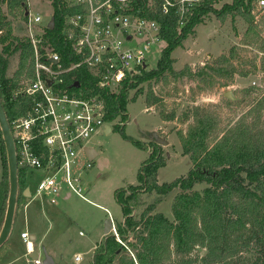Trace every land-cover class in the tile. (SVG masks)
I'll list each match as a JSON object with an SVG mask.
<instances>
[{
    "label": "trees",
    "instance_id": "trees-1",
    "mask_svg": "<svg viewBox=\"0 0 264 264\" xmlns=\"http://www.w3.org/2000/svg\"><path fill=\"white\" fill-rule=\"evenodd\" d=\"M59 1L54 0V28L47 30V38L57 51L67 56L69 51L62 45L60 36L66 11L57 8ZM253 1L234 0L231 5L215 9V1L208 0L181 30L177 29L173 17L154 15L161 23V36L165 42L157 70L144 72L141 77L123 83L119 94L102 93L105 119L111 122L120 118L121 124L114 128L119 129L123 138L135 147L148 151L149 156L137 171L138 186L129 185L114 191V200L124 216L122 224L116 226L119 241L115 235H107L97 247L92 264H264V94L254 98L250 108L226 129L220 127L217 115L207 108L192 107L185 117V120L190 117L191 122L186 132L179 134L182 154L188 157L191 168L185 176L169 183L159 184L157 180L158 170L165 166L160 145L155 141L145 144L124 135L122 125L129 117L127 92L144 81L164 74L175 80L187 79L202 84L199 89L204 91L215 86L227 87L235 76L247 77L256 69L254 62L252 70H244L241 66L243 61H238L240 58L237 54L241 49H254L262 54L260 61L264 70V12L253 13ZM5 3L10 10L26 8L25 0H0V7ZM208 14H215L222 20L226 16L241 17L247 29L240 45L232 47L227 55L219 56L212 64L195 70L184 66L182 70L175 71L171 53L181 47ZM259 14L262 15L256 20ZM23 17L26 18L25 15ZM1 31L0 102L9 121L3 97L17 85L31 56V47L12 36L10 23L5 22L0 8ZM15 54H18V69L13 77L7 78L8 57ZM65 60L67 63L66 57ZM257 90L249 87L243 89L242 93L245 97ZM145 101L147 107L157 103L151 91L146 94ZM226 103L231 105V100ZM161 119L172 121L174 116L161 115ZM0 156L1 231L9 196L8 166L2 137ZM202 184L206 186L201 191L197 190L196 186ZM17 186L16 205L24 187V176L20 170L17 172ZM141 193H155L160 197L175 193L171 204L173 221L161 213H153L157 201L136 219L133 205ZM195 249H204L206 253L193 256ZM251 251L256 254L254 259L246 256Z\"/></svg>",
    "mask_w": 264,
    "mask_h": 264
},
{
    "label": "built area",
    "instance_id": "built-area-1",
    "mask_svg": "<svg viewBox=\"0 0 264 264\" xmlns=\"http://www.w3.org/2000/svg\"><path fill=\"white\" fill-rule=\"evenodd\" d=\"M29 1L23 9L31 56L17 85L3 97L17 172L24 176L23 193L30 200L50 204L72 195L88 202L81 178L92 167L87 150L94 148L88 143L108 134L114 125L105 119L102 93L115 94L123 83L140 77L147 70L151 46L165 45L161 23L154 15L173 17L181 30L208 0H60L56 6L66 11L60 36L67 56L47 38L54 0H39L51 5L47 21L31 11ZM214 1L215 9L234 2ZM252 5L253 13L264 12V0H254ZM30 179L35 181L33 190L27 185ZM106 213L118 240L112 217ZM20 238L30 253L28 232ZM81 260L80 255L74 257L75 262Z\"/></svg>",
    "mask_w": 264,
    "mask_h": 264
},
{
    "label": "rangeland",
    "instance_id": "rangeland-1",
    "mask_svg": "<svg viewBox=\"0 0 264 264\" xmlns=\"http://www.w3.org/2000/svg\"><path fill=\"white\" fill-rule=\"evenodd\" d=\"M29 4L33 13H39L46 21L49 20L51 5L48 2L41 3L39 0H30ZM0 8L5 22L10 23L12 36L25 42L24 9L10 10L6 3ZM261 15H257L256 20ZM246 29L247 24L239 16H226L223 20L215 14L204 16L202 22L194 28L193 34L183 41L181 47L171 53L172 68L175 71H180L184 66H190L195 70L205 64H212L219 56L227 55L232 47L240 45V40ZM1 33L2 31L0 36ZM2 46L0 44V53ZM164 46L163 42L151 46L146 73L157 70ZM237 54L240 58L238 61H243L241 66L244 70H252L253 62L256 69L247 77L235 76L233 82L227 87L215 86L204 91L199 89V85L202 86V84L187 81V79L175 80L163 74L158 78L144 81L127 92L126 109L129 117L127 122H122L124 135L147 144L152 135L151 129L155 128L158 137L168 141L167 145L160 146L159 149L165 161V166L158 175L161 184L185 176L191 168L188 157L182 154L179 134L185 133L191 122L190 117L187 120L185 117L192 107L207 108L217 115L220 127L226 129L250 108V102L254 98H259L264 94V70L261 68L260 61L262 54H258L254 49H241L237 51ZM4 57L6 56L4 55ZM8 61L6 77L11 78L18 69V54L8 57ZM238 61L235 60V64ZM249 87H255L258 90L244 97L242 90ZM138 91L139 94H137ZM149 91L153 93L157 101L152 107H147L145 101ZM119 92L120 90L115 94H119ZM226 92H230L233 97L231 105L226 103L229 100L225 97ZM161 115H173L174 119L169 121V125L166 127L156 129L160 123ZM120 124V118L115 119L108 134L103 133L93 137L88 143V146L97 152V156L93 159L92 167L84 172L81 178L86 197L92 203L84 202L75 195L66 201L62 198L57 199L55 205L48 207V209L51 208L50 211H47L46 208L39 219L30 221L28 230L36 234V251L25 255V246L22 245V250L17 256L12 251L2 261L14 260L15 257H19L11 264H31L38 257L39 252V259L43 260L46 254L52 258L55 264H92L97 247L103 242L105 220L108 218L106 211L111 215L115 229L117 224H122L124 221L121 208L114 200V191L127 188L129 185L138 186L137 171L141 163L149 156L148 151L135 147L130 141L123 138L119 129L114 128ZM84 161L85 158L81 155L80 163H84ZM27 177H30V174ZM34 183L35 181L31 179L27 183L31 190L34 189ZM205 186L204 184L198 185L196 189L201 191ZM174 196L175 193L164 197L157 196L155 193H141L133 205V215L139 219L143 211L157 201L153 213H161L173 221L171 204ZM22 197L23 194L20 200ZM27 201L29 198L20 202ZM23 226L24 218L20 213L14 236L20 235L24 229ZM254 251L246 256L254 259L256 256ZM205 253L204 249H195L192 255L203 256ZM77 255L82 258L80 262L74 261V257Z\"/></svg>",
    "mask_w": 264,
    "mask_h": 264
},
{
    "label": "water",
    "instance_id": "water-1",
    "mask_svg": "<svg viewBox=\"0 0 264 264\" xmlns=\"http://www.w3.org/2000/svg\"><path fill=\"white\" fill-rule=\"evenodd\" d=\"M48 28L49 29L54 28L53 18H51ZM38 35H41V33H38ZM74 86L78 87V83H75ZM225 97L229 100L233 99L230 92H226ZM0 133H1V137H2L5 151H6L8 177H9V196H8V202H7V209H6L4 223L0 231V247H1L6 242V240L8 239L12 231L13 219H14L15 208H16V201H17V189H18L17 163H16L15 154H14V147H13V142H12V138L10 135L6 115L3 110L1 102H0ZM150 141H155L160 146H164L168 144L167 140L159 138L156 133H152L150 137ZM87 153L89 155L90 160H93L97 156V152H95L94 150H87ZM109 234L115 235V232L112 230L111 220L107 218L105 220L104 235L107 236ZM42 264H54V262L50 256L45 254L42 260Z\"/></svg>",
    "mask_w": 264,
    "mask_h": 264
},
{
    "label": "crops",
    "instance_id": "crops-1",
    "mask_svg": "<svg viewBox=\"0 0 264 264\" xmlns=\"http://www.w3.org/2000/svg\"><path fill=\"white\" fill-rule=\"evenodd\" d=\"M166 125H169V121H163L162 119H160V123H159L158 126H156L157 127L156 129H160V128L166 127ZM151 132L152 133H155V128H152L151 129ZM185 157H187V156H185ZM0 161H1V156H0ZM162 168H164V167H162ZM162 168H160L158 170V175H159V172H160V170ZM158 175H157V180H158V183L161 184V182L158 179ZM1 177H2V163H1V170H0V180H1ZM25 193L26 192L23 193L24 194V197L21 200H26V198L28 197L27 196V193L26 194ZM68 199L69 198L65 199L64 201H66ZM20 201L18 202V204L16 205V208H15V214H14V219H13L12 231H11L8 239L6 240V242L0 247V263L4 262L2 260L6 259L7 256L12 251L15 253V256H17V254L20 253V251L22 250V245L25 246V250H26L25 255H30V254H32V253H34L36 251V249H37V246L35 244L36 234L33 233V232H31L30 230H28L29 227H30V221L31 220L33 221V220L39 219V217L44 214V210L46 208H47V211H50L51 208L48 209V207H51L52 205H55L56 204V203L55 204H50L49 202H38L37 200H30V199L27 202H20ZM88 202L89 203H92L90 200H88ZM20 213H22L23 218H24V226H23L24 229L20 232V234L23 233V232H28V234L30 236V239H31V248H32L31 249L32 251L30 253L27 252L26 245L22 241V239L20 238V235L19 236H14L15 226H16V223L18 222V215H20ZM34 226H36V225L34 224ZM105 237H106V235H104L103 240H104ZM18 243H19V246H17ZM39 256H40V254L38 252V257L35 258L34 260H37V259L38 260H41V259H39ZM17 258H19V257H15V259H17ZM14 260L13 259H9V260H6L2 264H11V263L14 262ZM33 261H32V263H33ZM54 264H55V262H54Z\"/></svg>",
    "mask_w": 264,
    "mask_h": 264
}]
</instances>
